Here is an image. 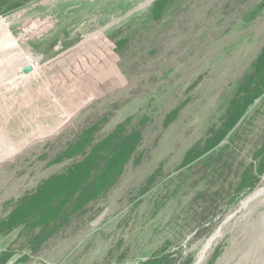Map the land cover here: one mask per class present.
Returning a JSON list of instances; mask_svg holds the SVG:
<instances>
[{
  "label": "rangeland",
  "instance_id": "rangeland-1",
  "mask_svg": "<svg viewBox=\"0 0 264 264\" xmlns=\"http://www.w3.org/2000/svg\"><path fill=\"white\" fill-rule=\"evenodd\" d=\"M264 48V0H28L0 14V222L79 161L57 158L87 129L119 124L141 141L109 192L38 249L0 234L6 264H264V97L211 155ZM26 66L31 67L27 74Z\"/></svg>",
  "mask_w": 264,
  "mask_h": 264
},
{
  "label": "trees",
  "instance_id": "trees-1",
  "mask_svg": "<svg viewBox=\"0 0 264 264\" xmlns=\"http://www.w3.org/2000/svg\"><path fill=\"white\" fill-rule=\"evenodd\" d=\"M28 0H0V14L20 8ZM221 127L207 138L201 148L189 149L184 166L211 155L231 135L237 124L247 114L256 100L264 97V48L251 66V71L239 83ZM98 130L93 126L82 133L59 157L82 158L70 164L66 170L43 181L35 192L22 197L8 216L0 222V234L23 227L31 235L33 249L70 223L73 215L81 214L92 202L106 195L118 182L125 166L132 159L141 141L140 131L126 130L117 125L104 138L95 141ZM258 164L254 170L245 171L239 189L251 188L264 173V141L255 154ZM7 255L0 256V264H6ZM169 255H154L138 264H171ZM185 264H191L188 261Z\"/></svg>",
  "mask_w": 264,
  "mask_h": 264
},
{
  "label": "water",
  "instance_id": "water-1",
  "mask_svg": "<svg viewBox=\"0 0 264 264\" xmlns=\"http://www.w3.org/2000/svg\"><path fill=\"white\" fill-rule=\"evenodd\" d=\"M31 71V67L30 66H26L24 69H23V73L27 74Z\"/></svg>",
  "mask_w": 264,
  "mask_h": 264
}]
</instances>
